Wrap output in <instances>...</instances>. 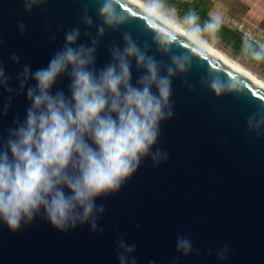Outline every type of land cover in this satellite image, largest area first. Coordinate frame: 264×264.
<instances>
[{
	"label": "water",
	"instance_id": "1",
	"mask_svg": "<svg viewBox=\"0 0 264 264\" xmlns=\"http://www.w3.org/2000/svg\"><path fill=\"white\" fill-rule=\"evenodd\" d=\"M122 2L139 10L131 0ZM99 7L98 0H46L26 13L22 0H0V63L12 89L0 88V141L7 140L13 121L23 122L30 106L26 94H18L23 66L33 71L46 67L63 47L65 31L73 28L80 29L77 43L89 44L100 23ZM85 8L93 19L90 36L81 23ZM21 22L26 25L23 36L17 30ZM124 32L147 45L157 61L170 62L155 33L136 20L116 31L105 30L96 50V70L110 62L112 46L123 48ZM184 51L173 46L171 55ZM13 53L19 64L10 62ZM207 56L194 57L189 71L172 79L173 116L161 122L153 148L166 151L167 161L153 167L146 158L119 192L97 200L105 206L99 220L103 233L91 232L87 224L59 232L42 215L16 232L0 222V264H118L121 237L135 244L136 264H264V134L258 136L247 126L250 115L264 112V88L213 53ZM210 73L222 80L238 79L242 94L215 97L207 86ZM140 75L133 61V84ZM29 84L34 86L31 80ZM69 85L64 75L51 91L69 96ZM178 234L194 242V252L186 258L175 251ZM225 246L229 252L220 261L216 250Z\"/></svg>",
	"mask_w": 264,
	"mask_h": 264
},
{
	"label": "clouds",
	"instance_id": "2",
	"mask_svg": "<svg viewBox=\"0 0 264 264\" xmlns=\"http://www.w3.org/2000/svg\"><path fill=\"white\" fill-rule=\"evenodd\" d=\"M22 3L24 11L31 13L46 0ZM98 3L100 23L89 44L77 43L81 35L78 27L65 31L63 47L46 67L33 71L25 64L17 77L18 94L25 93L30 106L23 122L13 121L15 127L8 130L7 140L0 141V222L11 232L42 215L59 232L87 224L91 232L103 233L99 220L105 206L98 205L97 200L119 192L146 158L151 159L153 167L167 161L166 151L153 148L161 122L173 116L172 79L189 71L194 57L208 58L221 24L219 16L202 24L191 11L180 21L167 13L163 0H141L138 11L126 8L122 0ZM136 20L143 22L146 31L155 33L159 50L169 55L170 62L164 65L157 61L148 54L147 45L142 47L124 32L123 48L112 46L110 62L96 70V50L105 30L116 31ZM81 23L85 35L90 36L87 29L93 26V19L87 8ZM17 30L23 36L26 25L19 23ZM177 45L185 49L184 54L171 55L172 47ZM245 51H249L247 44ZM250 54L264 60V47L251 49ZM133 61L136 69L142 70L135 84ZM10 62L19 64L20 57L13 53ZM64 75L70 80L69 96L62 90L51 91ZM207 86L215 97L243 92L238 79L222 80L212 73ZM0 88L12 91L2 63ZM247 126L258 136L264 134V112L250 115ZM135 251V244L119 238L118 264H136ZM175 251L186 258L193 254L194 242L178 234ZM228 252L227 246L219 248L216 258L223 261Z\"/></svg>",
	"mask_w": 264,
	"mask_h": 264
},
{
	"label": "crops",
	"instance_id": "3",
	"mask_svg": "<svg viewBox=\"0 0 264 264\" xmlns=\"http://www.w3.org/2000/svg\"><path fill=\"white\" fill-rule=\"evenodd\" d=\"M199 19L219 16L220 27L236 31L264 47V0H170Z\"/></svg>",
	"mask_w": 264,
	"mask_h": 264
},
{
	"label": "rangeland",
	"instance_id": "4",
	"mask_svg": "<svg viewBox=\"0 0 264 264\" xmlns=\"http://www.w3.org/2000/svg\"><path fill=\"white\" fill-rule=\"evenodd\" d=\"M165 10L169 15H174L178 20L182 21L186 14H188L184 8L179 5L171 2L170 0H163ZM203 24L208 19H199ZM205 39L212 44V39L208 34H205ZM215 47L227 53L230 57L250 69L252 72L257 74L259 77L264 79V60H256L254 59L249 51H236L234 47V37L233 35L219 28L216 34V41L214 44Z\"/></svg>",
	"mask_w": 264,
	"mask_h": 264
},
{
	"label": "bare ground",
	"instance_id": "5",
	"mask_svg": "<svg viewBox=\"0 0 264 264\" xmlns=\"http://www.w3.org/2000/svg\"><path fill=\"white\" fill-rule=\"evenodd\" d=\"M131 1H133L139 6L141 4V0H131ZM212 49H209L208 51L213 53L214 55H216L217 57H219L220 59H222L223 61H225L232 67H234L235 69L239 70L240 72H242L243 74H245L246 76H248L249 78H251L252 80H254L256 83H258L264 88V79L259 77L257 74L252 72L250 69H248L247 67H245L244 65H242L241 63H239L238 61L230 57L227 53L215 47L214 45H212Z\"/></svg>",
	"mask_w": 264,
	"mask_h": 264
},
{
	"label": "trees",
	"instance_id": "6",
	"mask_svg": "<svg viewBox=\"0 0 264 264\" xmlns=\"http://www.w3.org/2000/svg\"><path fill=\"white\" fill-rule=\"evenodd\" d=\"M220 28L230 32L233 35V37H234V47H235L236 51H240V52L241 51H245V45L246 44L249 46V50L256 49V48H261L255 42H253L252 40H250L247 37L243 36L239 32L232 31V30L226 29L224 27H220Z\"/></svg>",
	"mask_w": 264,
	"mask_h": 264
}]
</instances>
